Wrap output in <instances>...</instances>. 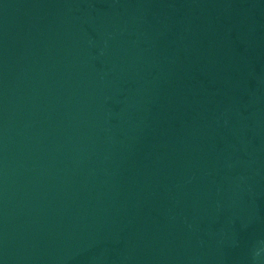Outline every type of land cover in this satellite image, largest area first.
Returning a JSON list of instances; mask_svg holds the SVG:
<instances>
[{
	"label": "water",
	"instance_id": "water-1",
	"mask_svg": "<svg viewBox=\"0 0 264 264\" xmlns=\"http://www.w3.org/2000/svg\"><path fill=\"white\" fill-rule=\"evenodd\" d=\"M0 264H264V0H0Z\"/></svg>",
	"mask_w": 264,
	"mask_h": 264
}]
</instances>
